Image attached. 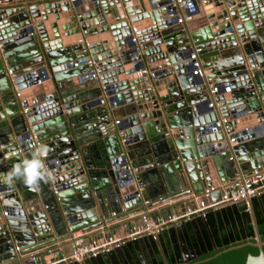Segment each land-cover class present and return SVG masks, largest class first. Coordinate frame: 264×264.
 <instances>
[{
    "label": "water",
    "instance_id": "1",
    "mask_svg": "<svg viewBox=\"0 0 264 264\" xmlns=\"http://www.w3.org/2000/svg\"><path fill=\"white\" fill-rule=\"evenodd\" d=\"M172 3H0L12 5L0 8L2 247L30 253L78 231L112 235L119 221L112 213L141 204L148 195L168 198L165 202L186 197V203L193 193L217 186L198 199L209 204L221 200L222 184L238 170L249 174L264 167V0H185L186 22L179 25L181 9ZM151 17L154 28H149L152 23L146 25ZM194 18L201 22L198 27L187 24ZM140 23L144 29L135 31ZM100 34L103 40L97 43ZM196 49L204 68L210 69L207 78L213 79L212 85L193 73L189 57ZM240 51L251 65L256 63L254 70L246 69ZM220 55L234 60L214 63ZM129 64L133 65L127 68ZM146 67L150 73L142 72ZM43 71L52 75L54 90L36 96L30 113H25L26 89L38 84ZM93 71L99 74L101 86L78 80ZM103 86L116 91L108 100L123 113L117 124L114 111L99 107ZM212 87L218 89L214 100L223 106L218 110L210 106ZM4 104L18 111L10 119ZM225 116L230 118L228 132L217 126ZM94 117L99 120L100 141L90 150L83 147L87 140L82 142L79 133ZM31 134L38 137L39 150L47 154L44 158L33 147ZM233 137L235 157L228 160L232 152L226 144ZM33 159L44 165L45 172L35 190L22 178L8 182L15 165ZM254 227L260 253L250 254L245 264H264V243L256 222ZM181 228L176 227L185 255L175 264H188L204 247L199 244L192 257L187 254ZM64 256L62 251L48 259L41 254L35 259L28 256L24 264H45ZM119 256L120 260L107 254L103 264H132L127 255ZM93 260L102 264L101 257Z\"/></svg>",
    "mask_w": 264,
    "mask_h": 264
},
{
    "label": "crops",
    "instance_id": "2",
    "mask_svg": "<svg viewBox=\"0 0 264 264\" xmlns=\"http://www.w3.org/2000/svg\"><path fill=\"white\" fill-rule=\"evenodd\" d=\"M4 0H0V3H2ZM11 4H3L2 6H0V8H7V7H11ZM14 6V5H13ZM181 14H184L183 11H181ZM152 17H153V13H151ZM150 18L152 21L150 23H147L146 25L149 27L151 25V23L153 22V18ZM145 20V19H144ZM178 20V19H177ZM199 18H194L192 21H187V24L190 25H196V27H198L200 24H198ZM186 22V21H185ZM178 25L180 22H176ZM199 23H201L199 21ZM149 24V25H148ZM155 25H152L149 28H154ZM144 29V26L142 23H140V25H138V27H135L134 30L136 31H141ZM149 29H147L146 31H148ZM18 32V31H16ZM135 37L138 39V35L135 34ZM98 42L97 43H101L103 40V36L100 34L97 36ZM241 45H243V43H241ZM243 50V49H242ZM196 51V50H195ZM240 55H243L245 58L242 61V63H245V67L246 69H250L251 66H257L256 63H254L253 65H251L246 58L245 52L244 51H240L239 53ZM90 57V56H89ZM202 56H200L201 58ZM219 59L217 61H215L214 63H225L226 62H231L232 60H234V57L230 56L228 58H222L221 55L218 56ZM203 58V57H202ZM201 58V59H202ZM190 59V58H189ZM204 63V60H203ZM95 65V64H94ZM133 64H129L126 67L129 68L131 67ZM45 67H43L41 70H43ZM146 69L149 71L148 67H146ZM210 69H207V73L209 72ZM150 72V71H149ZM41 78L38 82V84H36L33 87H29L26 89L27 92V104L29 107L33 108V106L35 105L34 100H36V96H38L39 94H45L48 92H52L54 90V81H53V77L52 75L48 72V71H43L41 72ZM247 77V75H246ZM240 81L242 82V77ZM220 80V77H215L214 80ZM81 83L84 82H89V83H94L93 85L96 87L101 86V84L98 83L99 80V74L96 71H93L85 76L79 77L78 79ZM217 80V81H218ZM104 91L102 92V94L99 96V99L101 98H105L107 99V101H109V96H112L115 94L116 91H109L108 87H104L103 86ZM213 99V98H212ZM40 102V101H39ZM213 103L216 106V109H220L223 106L216 103V101L213 99ZM4 111L6 112V117L7 119L11 118V114H16L18 111H13L12 106H9V104H4ZM108 107L110 109V111H114V119L113 122L116 123L117 120H122L123 119V113L121 112V110L118 107H111L108 104L106 105H102L99 104V107ZM10 113V114H9ZM97 124H99V120L97 119V117H94L92 119H90V123L87 125H84L83 127L80 128V139L83 142L84 139L87 140L86 144L83 145L84 148H88V149H92L94 148L95 144H97L100 141V138L98 139L97 136L99 135V133L101 132V130H99V127L97 126ZM100 126V125H99ZM106 126H104L105 128ZM260 131H263V128L260 129ZM236 145V144H235ZM232 152V150H231ZM233 155V157H235V153L232 152L231 153ZM230 158H228L229 160ZM231 160V159H230ZM229 173V168H227L225 170V175L228 176L227 174ZM194 195V193H193ZM193 195H191V199L189 200V202L183 203L184 200H186V197L183 199H176L173 201H168L165 202V200L167 199H154V197H151L148 195V199L143 200V203L141 204H137L134 205L133 207H124V209L120 212L117 213V217L119 219V221L116 223V235H123L128 233L131 228H133L136 225H139L143 222H145L148 219H153L156 216H159L161 214H168V213H176V212H181L184 211L188 206V204L194 205L196 202H194ZM149 200L150 203H146V201ZM164 201V202H163ZM190 205V206H191ZM8 208V207H7ZM251 213L253 214V210L251 211ZM113 215V213H112ZM186 223V222H185ZM255 223V220H254ZM134 225V226H133ZM182 228V235L184 236L185 233V237H187V244L191 243L194 245L193 242V237H197V234L199 232V226L198 225H190L189 227L187 225L182 224L181 225ZM177 227V226H176ZM175 228V235H172V232L170 231V229L165 230L161 236L159 237V239L155 240V244H156V250L157 252H154L152 247H148L145 244V239H150V238H140L137 239L135 241H131L128 245L124 246L122 249L117 250L113 253H111V255L116 256L119 260H120V256L119 255H127L129 260L131 261L132 264H136L139 260L141 256H149L150 254H152V256L154 257L155 260H157L158 262V258H159V253L158 251H161L162 249H167V250H172V252L175 249V245L178 244L180 245V238H179V234H178V230ZM255 228V227H254ZM256 231V230H255ZM82 232V231H80ZM93 231L86 233V239L89 240L91 239L94 235H92ZM259 233V230H258ZM75 233H73L72 237L66 240L61 241L60 243H55V244H51L49 245L51 248H53V253L52 254H46L45 252L40 253L41 255H43V257L45 258H49L50 256H54L55 254H58L60 251H62L63 253H65V256L68 255L69 253L72 252L73 250V236ZM256 237H257V233H256ZM184 238V237H183ZM176 243V244H175ZM25 248H27V246H24ZM24 247L20 246V249H23ZM36 250V249H35ZM34 251V250H33ZM32 251V252H33ZM31 256V252L30 253H22L20 252V250L16 249H9L7 247H2L0 245V264H24V259L27 257ZM102 259V264L103 262L107 263L106 260V255L101 256ZM160 259V258H159ZM114 263V261H113ZM76 264H98L95 260L93 259H87L85 261H83L82 263H76Z\"/></svg>",
    "mask_w": 264,
    "mask_h": 264
},
{
    "label": "built area",
    "instance_id": "3",
    "mask_svg": "<svg viewBox=\"0 0 264 264\" xmlns=\"http://www.w3.org/2000/svg\"><path fill=\"white\" fill-rule=\"evenodd\" d=\"M185 0H173L172 6H177L182 11V7ZM189 7L192 8V2L187 3ZM185 21L184 15L178 17V22L183 23ZM137 41V38H133ZM85 50L87 48L85 47ZM190 60L194 62L193 73L201 78L207 79L209 84H213L212 78H207V69L203 66V60L200 58L199 49L193 51L190 55ZM88 59V58H87ZM84 59V60H87ZM88 63L94 65L93 60L88 59ZM251 70L255 69V66H251ZM143 73H150L147 69L142 71ZM153 75V74H152ZM154 76V75H153ZM217 87H212L210 90V96L214 99L217 93ZM212 99V100H213ZM109 101L105 98L100 99V104L106 105ZM213 101L210 106H214ZM31 107H25L24 112L30 113ZM230 118L225 116L217 121V126L223 128L224 131H229L228 122ZM120 120L116 121V124ZM31 139L33 140V147L37 149V153L43 158L47 156L46 153H41L39 147L41 143L35 134H31ZM236 144V137L230 138L226 146L232 150V147ZM230 159H233V155ZM121 161V158H120ZM44 168V165H43ZM223 193L221 200L217 202H211L206 204L204 201H199L198 199L202 195L209 196L211 193L215 192L218 187L212 186L206 188L204 192L200 194H194L193 200L196 202L194 205L187 207L184 211L176 213L161 214L153 219H148L145 222L134 226L131 230L123 235H105L102 237L93 236L91 239H86V233L88 232H75L73 236V250L68 255L64 256L62 259L57 261L45 263V264H76L82 263L87 259L99 258L103 255L111 254L117 250L122 249L124 246L128 245L131 241H135L140 238H151L153 240L159 239L160 235L167 229L171 227L181 226L185 222L191 221L196 217H205L208 210L218 209L222 206L232 205V204H245L248 211H252V200L256 197L264 195V167L254 169L251 173L245 174L241 170L235 173L232 180L224 182L222 184ZM146 203H150L149 200ZM122 210L124 207L121 208ZM5 215L8 211L4 212ZM117 212H113V216H116ZM93 235V233H92ZM53 248L46 246L43 248H38L31 252L32 259H35L37 255L42 252L46 254H52Z\"/></svg>",
    "mask_w": 264,
    "mask_h": 264
},
{
    "label": "trees",
    "instance_id": "4",
    "mask_svg": "<svg viewBox=\"0 0 264 264\" xmlns=\"http://www.w3.org/2000/svg\"><path fill=\"white\" fill-rule=\"evenodd\" d=\"M252 210L253 214L245 204H232L210 209L205 217H196L184 223L188 227L193 224L199 226L197 237H193L195 247L201 244L207 250L225 244V247L206 252L191 264H245L250 254L258 255L260 248L254 220L264 243V195L252 200ZM169 229L174 236L175 228ZM185 236L184 233V240L187 241ZM175 249H179L178 244Z\"/></svg>",
    "mask_w": 264,
    "mask_h": 264
},
{
    "label": "clouds",
    "instance_id": "5",
    "mask_svg": "<svg viewBox=\"0 0 264 264\" xmlns=\"http://www.w3.org/2000/svg\"><path fill=\"white\" fill-rule=\"evenodd\" d=\"M43 165L37 159L24 161L23 165L17 164L8 174V182L11 183L13 177L22 178L23 182L32 190H35L38 181L45 178V172L42 171Z\"/></svg>",
    "mask_w": 264,
    "mask_h": 264
},
{
    "label": "flooded vegetation",
    "instance_id": "6",
    "mask_svg": "<svg viewBox=\"0 0 264 264\" xmlns=\"http://www.w3.org/2000/svg\"><path fill=\"white\" fill-rule=\"evenodd\" d=\"M150 241H151L150 244H147L148 247H152L154 252H157V250L155 249L156 248V244L151 239H150ZM145 244H146V242H145ZM178 247H179V249L178 250L174 249L173 252H172V250L170 251V250H167V249H162L161 251H158V253L160 255L159 256L160 259L158 258V262H157V260L154 259L152 254H150L149 256H146V257L145 256H141L140 259L142 261L146 262L148 260L147 258H149V259H152L155 262V264H175L177 258L181 259L185 255V253H183L184 251L182 250L181 244L178 245ZM195 248H196L195 245H193L191 243L187 244V242H186V245H185L184 249H185L186 253L189 254L192 257L193 256L192 251ZM206 252H208V251L204 250V248H203L201 251H199L200 256L198 258L194 259L193 261H191L188 264H191L194 261L198 260ZM147 264H148V261H147Z\"/></svg>",
    "mask_w": 264,
    "mask_h": 264
}]
</instances>
